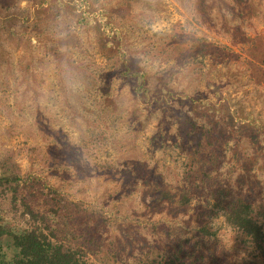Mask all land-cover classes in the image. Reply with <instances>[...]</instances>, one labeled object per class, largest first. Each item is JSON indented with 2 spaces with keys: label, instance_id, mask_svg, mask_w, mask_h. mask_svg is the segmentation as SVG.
Listing matches in <instances>:
<instances>
[{
  "label": "rangeland",
  "instance_id": "rangeland-1",
  "mask_svg": "<svg viewBox=\"0 0 264 264\" xmlns=\"http://www.w3.org/2000/svg\"><path fill=\"white\" fill-rule=\"evenodd\" d=\"M89 1L98 7L104 1L117 4L121 0ZM228 1L218 9L210 0H125L123 5L129 12H115L112 19L130 56L153 78L172 81L190 93L214 97V89L208 84L212 81L240 116L251 112L264 119V64L260 67L251 63L247 54L250 39L249 44H243L240 37L261 36L264 47V0H242L237 4ZM12 5L19 18L15 35L4 26L0 6V156L12 153L23 171L35 170L54 142L41 131L43 122L67 130L73 140L84 131L86 143L92 145L87 160L92 171L83 180L67 183L71 197L82 199L91 208L114 210L117 222H125L126 226L142 227L137 216L144 221L169 217V224L183 233L200 223L207 189L188 211L174 216L177 221L167 211L163 210L162 215L142 209L146 207L142 200L145 190L156 186L170 189V183L183 172L181 135L174 124L168 132V146L150 148L148 140L159 114L153 116V123L146 129L133 128L138 124L135 119L143 118L146 111L132 117L136 101L117 74L116 64L105 56L98 29L79 24L75 13L54 10L55 1L43 7L31 0H15ZM190 44L196 48L197 58L186 56L189 52L185 48ZM199 45H205L204 55ZM225 58L230 59L221 60ZM91 134H97L96 142L102 148L91 144ZM126 149L133 154L124 156L121 151ZM224 150L207 185L217 181L264 203V164L250 133L244 131L232 138ZM140 158L147 163L142 162L145 167H138ZM100 164L109 169L106 174L95 170ZM141 231L148 242L161 239L151 230L142 227ZM123 232L117 226L102 233L107 247L114 246L109 244L113 237L120 238V264L146 254L140 253L144 246L139 238H124ZM220 232L222 238L216 242L215 252L210 253L214 261L211 264L219 260L244 262L249 256L236 234L230 228ZM104 254L98 253V257ZM144 257L139 264L152 263L153 257Z\"/></svg>",
  "mask_w": 264,
  "mask_h": 264
},
{
  "label": "trees",
  "instance_id": "trees-1",
  "mask_svg": "<svg viewBox=\"0 0 264 264\" xmlns=\"http://www.w3.org/2000/svg\"><path fill=\"white\" fill-rule=\"evenodd\" d=\"M0 1L4 10V26L15 35L19 22L12 7L15 0ZM31 1L38 7L55 1L54 10L61 14L67 11L75 13L79 24L98 29L105 56L116 64L117 74L128 85L136 101L132 117L141 115V110L146 111L143 118L135 119L138 124L133 128L136 131L146 129L153 123V116L159 114L148 140L150 148L168 146V132L174 124L177 125L182 138H179L182 142L179 146L185 160L183 172L170 183V189L156 186L145 190L142 200L146 207L142 209L159 211L162 215L164 210L173 217H180L199 195L203 197L204 190L207 189L208 193L204 196L206 208L205 213H201V222L189 228L187 233L176 231L177 228L169 224V217L144 221L137 216L145 230H151L161 238L148 242L143 239L142 227L117 222L114 210L91 208L82 199L71 197L67 183L83 180L92 171L87 162L92 145L90 147L89 142L86 143L84 131L78 140H73L67 130L43 122L41 131L52 137L54 142L42 156L37 169L23 171L12 153L0 156V264H120L117 250L122 248V244L117 246L120 238L113 237L109 244L114 246L108 248L106 239L102 237V233L117 226L124 230V238L130 235L139 238L143 243L141 246H144L140 253H146L134 262L121 264H139L141 260L145 261L144 256L147 259L153 257L151 264H211L214 261L210 260V253L215 252L213 248L221 240L220 231L224 228H230L236 234L238 243L248 253L249 257L240 264H264V203L248 193L233 192L217 181L207 185L224 156L225 145L244 131L250 133L264 164V119L253 116L251 112L240 116L220 86L212 81L208 84L214 89V97L190 93L179 89L172 81L153 78L148 69L130 56L121 31L114 26L112 16L115 12H129L123 5L125 0L117 4L104 1L98 7L89 0ZM228 2L210 0L209 3L219 9ZM240 2L242 0H235V4ZM240 37L243 44H249L250 39L248 57L251 63L261 67L264 64L261 36L240 34ZM199 46L204 55L205 45ZM185 49L189 52L187 57L197 58L193 45ZM96 136L91 134V144L94 142V147L98 148L102 145H98ZM121 152L124 156L133 154L131 151L128 153V149ZM142 160L138 161V167L143 163L147 165ZM95 170L106 174L109 169L100 164ZM127 176L123 175L124 178ZM176 217L175 221L178 220ZM126 218L123 216L124 221ZM98 253L105 254L100 258ZM217 264L238 263L219 260Z\"/></svg>",
  "mask_w": 264,
  "mask_h": 264
},
{
  "label": "clouds",
  "instance_id": "clouds-1",
  "mask_svg": "<svg viewBox=\"0 0 264 264\" xmlns=\"http://www.w3.org/2000/svg\"><path fill=\"white\" fill-rule=\"evenodd\" d=\"M71 83H72V77H71V74H69V76H68V84H69V86H71Z\"/></svg>",
  "mask_w": 264,
  "mask_h": 264
}]
</instances>
